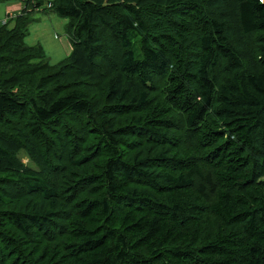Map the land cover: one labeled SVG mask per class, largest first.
Segmentation results:
<instances>
[{
	"label": "trees",
	"instance_id": "obj_1",
	"mask_svg": "<svg viewBox=\"0 0 264 264\" xmlns=\"http://www.w3.org/2000/svg\"><path fill=\"white\" fill-rule=\"evenodd\" d=\"M22 4L0 25V264H264V0ZM47 11L58 65L25 42Z\"/></svg>",
	"mask_w": 264,
	"mask_h": 264
},
{
	"label": "rangeland",
	"instance_id": "obj_2",
	"mask_svg": "<svg viewBox=\"0 0 264 264\" xmlns=\"http://www.w3.org/2000/svg\"><path fill=\"white\" fill-rule=\"evenodd\" d=\"M47 6V3L52 0H41ZM20 3L21 11L24 6L21 1H12L7 3H0V25L6 22L13 16V11L8 9L9 4ZM32 23L29 25L28 36L26 37V44L28 46L41 45L44 48L47 62L51 65H58L67 59L72 52V43L68 35V19L58 16L55 13L36 12L32 16ZM21 160L33 168H36L26 156Z\"/></svg>",
	"mask_w": 264,
	"mask_h": 264
},
{
	"label": "crops",
	"instance_id": "obj_3",
	"mask_svg": "<svg viewBox=\"0 0 264 264\" xmlns=\"http://www.w3.org/2000/svg\"><path fill=\"white\" fill-rule=\"evenodd\" d=\"M8 9L10 11H13V16H16L17 14H19L21 12V5L20 3H13V4H9Z\"/></svg>",
	"mask_w": 264,
	"mask_h": 264
}]
</instances>
